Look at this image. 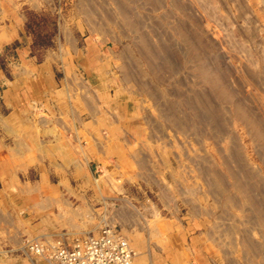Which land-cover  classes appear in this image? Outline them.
I'll return each mask as SVG.
<instances>
[{"label":"rangeland","instance_id":"1","mask_svg":"<svg viewBox=\"0 0 264 264\" xmlns=\"http://www.w3.org/2000/svg\"><path fill=\"white\" fill-rule=\"evenodd\" d=\"M49 2L41 1L37 10L27 0H0V23L24 15L16 24L23 29L31 54L39 60L48 49L65 50L67 55L59 56L60 64L55 67L59 79L66 69L68 78L76 72L84 80L87 74L96 80L93 86L67 87L68 95L76 96V106L84 104L85 96L88 100L96 97L101 99L96 110L103 111L111 106L106 99H113L130 103L132 113L141 117L132 130L123 127L125 122L116 123L114 135L100 129L71 135L73 145L89 150L102 143L108 152L106 157L97 154L103 166L92 162V169L85 167L89 183L83 178L84 167L81 172L71 167L72 186L87 185L88 197H65L70 208L56 212L66 222L82 223L81 218H86V223L76 231L66 228L55 233L52 237L57 239L51 237V242L71 245L74 239L111 225L130 239L136 258L150 246L161 254L171 241L181 246L191 243L189 230L182 237L178 223L182 218H202L212 207L214 235L221 252L232 258L216 252L212 264H264V0ZM126 21H132L134 28ZM75 48L83 52L96 49L100 57L93 64L88 61L85 72L75 61ZM68 61L74 62L71 70L63 66ZM103 66L107 71L104 81L99 80ZM125 75L131 79L129 85H122ZM109 136L122 143L117 150L106 141ZM32 138L24 134L25 161L31 159L33 149L47 147ZM45 150L44 164L27 160V165L15 169L14 178L8 174V180L0 183L6 195L1 203L7 202L9 217H17L13 211L26 217L29 205L38 203L32 197L58 188L63 170L49 165L51 152ZM141 160L148 165H141ZM193 207L198 214H191ZM71 232L80 235L72 237ZM30 244L29 252L34 254ZM136 264L160 262L137 259Z\"/></svg>","mask_w":264,"mask_h":264},{"label":"crops","instance_id":"2","mask_svg":"<svg viewBox=\"0 0 264 264\" xmlns=\"http://www.w3.org/2000/svg\"><path fill=\"white\" fill-rule=\"evenodd\" d=\"M27 1L30 2L29 4H31L32 8L37 10L41 9V5H39L41 1L45 5L51 4L49 0ZM19 19L24 20V15L19 14L16 19L9 18L5 23H0V57L5 56V61H0V183L8 180V174H12L11 178H14L15 169L27 165L29 163L27 160H38V164H44L45 148L51 152L49 165L61 167L63 173L60 175H63V177L58 182V188L51 189V193L47 192L43 195L44 193L39 192L36 199L32 197V201L36 200L38 203L35 202L31 206L29 205L30 209H26V217L20 216V213L16 211L12 212H15L16 215L18 214L16 218H13L15 217L14 215L9 217L7 202H4V205L1 203L6 195L3 189H0V264H48L41 257L31 254L28 245L43 239L51 240L55 233L66 228L76 231L82 227V224L86 223V218H81L82 223L66 222L67 220L61 218V215H57L56 211L58 210L61 213L62 208V212L66 210L65 208H70V202L66 201L65 197H88L89 190L87 185H78L77 188L72 186V177H69L72 171L71 167H76L74 170L81 172L83 167L89 166L92 169V162H97L96 165L100 164L103 166L104 164L97 154L100 153L103 157H106L108 152L107 147L105 148L102 143L97 145L96 149L89 147L88 150L86 146L81 144L77 145V147L73 145L72 140L74 137L71 135H80L87 132L91 134L97 132L98 129L101 132L107 131L114 135L115 124H120L122 121L120 120L119 110L118 113L115 110V104L112 105L113 99H106V102L111 105V109L115 108L112 110L115 113L109 109L97 111L94 103L97 102L98 105L101 99L96 97L94 98L95 100H88L86 97L83 99L85 104L81 103L76 106L73 103L74 99L68 95L69 90L67 87L71 84L73 86H93L97 85L96 80L93 78V82L88 74L84 80L76 72L72 73L71 78H68L65 72L66 69L64 71L65 76L59 79L55 73V67L57 68L56 65L60 64L59 56L67 55L66 51L64 50L63 53L60 50L51 52V49H48L42 55V59L38 60L36 56L31 54L30 43H26L23 29L21 27L18 29L16 23ZM61 36H64L65 41H67L65 30L61 31ZM95 50L83 52L78 48L74 49L73 53L78 56L75 61L79 65L80 70H87L85 66L89 63L93 64L92 60L97 62L100 53ZM73 64V61L63 62V66H67L68 70L73 68ZM87 106L93 110H88ZM124 118L128 122L126 121L127 124L124 123L123 127L126 126L130 130L136 127V123H134L132 118L126 117L125 114ZM25 120L31 121V123L26 121L28 123L26 124ZM98 125L102 128H97ZM90 127H93V129H90ZM25 133H30L34 140L37 138L39 141H43L41 143L42 146L47 145V147L37 151L33 149L31 159H26V161L22 148ZM9 138L12 139L10 144L12 147H9ZM19 139L22 141L21 143ZM44 139H48L47 143ZM87 169L85 168L86 171L83 178L85 182L89 183ZM60 171L61 169L57 168L55 172L59 173ZM51 173H53L52 170ZM32 193L35 194L36 192ZM26 195L29 196L30 194ZM100 195H102V192ZM43 198H46V200ZM50 198L51 205L48 200ZM27 199L31 201V199ZM57 199L59 200L57 201ZM30 201L26 202L27 207ZM22 202L23 205L24 200ZM56 202L60 204L56 205ZM49 206H52L51 209ZM211 208L208 209V212H204L206 214L202 218L199 216L194 221H184L182 218L181 223L177 222L181 225L182 237L187 236L185 230H189L188 236L191 243L184 245V247L177 245V241H171L167 243L165 252L161 254L154 252L150 246L143 255L139 254L138 261H159L160 264H168L170 262L174 264H184L185 262L212 264L216 260V252H221V243L214 235L215 227L213 226V221L215 220V213ZM195 209L197 208L193 207L191 214L199 213ZM200 215H202L201 212ZM61 219L64 221L61 222ZM71 233H73L70 235L72 237L80 235L77 232ZM52 239L57 238L52 237ZM171 240L173 239L171 238ZM218 248L220 249L218 250ZM224 252L223 250L221 252L223 257L226 256L228 259H232L231 255H227Z\"/></svg>","mask_w":264,"mask_h":264},{"label":"built area","instance_id":"3","mask_svg":"<svg viewBox=\"0 0 264 264\" xmlns=\"http://www.w3.org/2000/svg\"><path fill=\"white\" fill-rule=\"evenodd\" d=\"M30 250L50 264H134L135 250L116 227L105 225L98 234L63 241L38 242Z\"/></svg>","mask_w":264,"mask_h":264},{"label":"bare ground","instance_id":"4","mask_svg":"<svg viewBox=\"0 0 264 264\" xmlns=\"http://www.w3.org/2000/svg\"><path fill=\"white\" fill-rule=\"evenodd\" d=\"M134 1H135V0H134ZM134 15H135V14H134ZM125 16H127V15H125ZM125 16H124V18H125ZM129 16H130V15H129ZM132 18H134V17H132ZM132 18H131V19H132ZM135 18H136V17H135ZM135 18H134V19H135ZM129 19H130V18H129ZM125 20H126V19H125ZM133 21L135 22V20H133ZM126 22H127V21H126ZM129 22H130V21H129ZM129 22H127V23L129 24ZM131 22H132V21H131ZM131 22H130V23H131ZM131 24H132V25H130V26H133L134 23H131ZM135 26H136V25H135ZM133 28H134V26L132 27V29H133ZM134 30H135V29H134ZM98 31H99V30H98ZM98 31H97V32H98ZM99 32H101V31H99ZM102 35H103V33H102ZM96 36H97V35H96ZM68 45H69V44H68ZM104 60H105V59H104ZM104 66H105V65H104ZM104 66H103V67H99V68H100V69H99V70H100V75H101V76L103 75V77L100 76V80H103V81L105 80V78H107V77L105 76V75L107 74V71H106V69L104 68ZM127 66H128V64H127ZM123 67H124V66H123ZM124 68H125V67H124ZM95 69L97 70L98 68L95 67ZM128 69H129V68H128ZM97 71H98V70H97ZM105 72H106V73H105ZM109 73H110V72H109ZM131 73H132V72H131ZM126 75H127V74H126ZM126 75H125V77H124L123 80H122V85H129V84L131 83V79L128 78V76H126ZM73 76H74V75H73ZM75 76H76V75H75ZM110 77H111V76H110ZM132 77H133V76H132ZM76 78H77V77H76ZM76 78H75V79H76ZM108 79H109V80H112V78H108ZM76 80H77V79H76ZM117 80H118V79H117ZM119 80H120V78H119ZM119 80H118V81H119ZM120 82H121V81H120ZM71 83H72V82H71ZM77 83H78V82H77ZM118 83H119V82H118ZM134 83H135V82H134ZM145 83H146V82H145ZM141 84L144 85L143 81L141 82ZM71 85H72V84H71ZM77 85H79V84H77ZM146 85H147V84H146ZM82 86H83V85H82ZM82 86L79 85V87H82ZM147 86H148V85H147ZM83 87H84V86H83ZM83 87H82V88H83ZM77 88H78V87H77ZM82 88H81V89H82ZM131 88H132V87H131ZM133 88H134V87H133ZM141 88H142V87H141ZM146 88H147V87H146ZM134 89H135V88H134ZM149 89H150V88H148V90H149ZM81 91H83V90H81ZM81 91L79 90V92H81ZM84 91H85V90H84ZM86 91H87V90H86ZM89 91H90V90H89ZM132 92H133V91H132ZM150 92H151V91H150ZM72 93H73V92H72ZM152 93H154V92H151V94H152ZM81 94H82V93H81ZM83 94H84V93H83ZM87 94H89V93H87ZM134 94H135V92H134ZM94 95H95V94H94ZM148 95H149V94H148ZM70 96H71V95H70ZM82 96H83V95H82ZM84 96H85V95H84ZM84 96H83V97H84ZM88 96H89V95H88ZM118 96H119V95H118ZM152 96H153V99H154V95H152ZM85 98H86V96H85ZM155 98H156V97H155ZM74 99H75V98H74ZM83 99H84V98H83ZM86 99H89V98L87 97ZM90 99H91V98H90ZM153 99H152V100H153ZM91 100H92V99H91ZM79 101H80V100H79ZM153 101H154V100H153ZM110 102H111V101H110ZM112 102H114V104H115L114 107H115L116 109L119 110V112H120V117H121L120 120H121L122 122H123V121H125V123L128 122V121L124 118V114L126 115V117H130V118H132V120H134V123H137V122L139 121V119L141 118V117L139 118V116L137 117V114H136L135 112L132 113V111H131L132 109H131V110L129 109V106H130L129 104H130V103H129V104H127V103L124 104V103L117 102V100H113ZM84 104H85V103H84ZM87 104H88V103H87ZM96 104H97V103H95V105H96ZM98 105H99V104H98ZM108 105H109V104H108ZM108 105H107V106H108ZM135 106H136V105H135ZM87 107H88V106H87ZM170 107H171V106H170ZM133 108H134V107H133ZM136 108H137V107H136ZM168 108H169V107H168ZM84 109H85V108H84ZM148 109H149V108H148ZM170 109H171V108H170ZM88 110H93V109L90 108V107H88ZM97 110H98V108H97ZM109 110H111V107H110ZM159 110H160V109H159ZM163 111H164V110H163ZM119 112H118V113H119ZM160 112H161V111H160ZM164 112H166V111H164ZM167 112L171 113L169 109L167 110ZM162 113H163V112H162ZM111 114H112V113H111ZM163 114H164V113H163ZM163 114H161V115H163ZM166 114H168V113H166ZM114 115H115V114H114ZM161 115H160V116H161ZM169 115H170V114H169ZM165 116H168V115H165ZM91 117H92V116H91ZM96 117H97V116H96ZM116 117H117V116H116ZM116 117H115V118H116ZM161 117H162V116H161ZM173 117H174V116H173ZM173 117H172V118H173ZM29 118H30V117H29ZM137 118H139V119H137ZM144 119H145V117H144ZM26 121H27V120H25V122H26ZM118 121H119V120H118ZM126 121H127V122H126ZM168 121H170V120H168ZM172 121H173V120L170 121L171 124L173 123ZM174 121H175V119H174ZM27 122H28V123H31V121H27ZM27 122H26V124H28ZM147 122H150V121H147ZM3 123H4V122H3ZM110 123H111V122H110ZM145 123H146V122H145ZM176 123H178V122H176ZM147 124H148V123H147ZM152 124H153V122H152ZM174 124H175V123H174ZM174 124H173V125H174ZM4 125H5V124H4ZM178 125H179V124H178ZM150 126H151V125H150ZM29 127H30V125H29ZM156 127H157V125H156ZM159 127H160V126H159ZM176 127H177V124H176ZM182 128H183V127H182ZM182 128H181V129H182ZM8 130H9V129H8ZM182 131H183V130H182ZM75 132H76V131H75ZM14 133H15V132H14ZM87 133H89V132H87ZM22 135H23V134H22ZM59 138H60V137H59ZM20 139H21V138H20ZM20 139H19V141H20ZM32 139H33V138H32ZM93 139H94V138H93ZM105 139H106V141L109 139L108 141H109L110 145L113 146V148H115L114 150H117V149H118L117 147H119V146L122 145V143L119 141L118 138L116 139V137H114L115 140H113V138H111V137H106ZM27 140H28V139H27ZM74 140H75V139H74ZM82 141H83V140H82ZM93 141L95 142L96 140L94 139ZM21 142H22V141H20V143H21ZM75 142H76V141H75ZM98 143H99V141H96V144H98ZM24 144H25V143H24ZM26 144H27V143H26ZM26 144H25V145H26ZM71 144H72V143H71ZM78 144H79V143H78ZM96 144H95V145H96ZM19 145L21 146V144H19ZM166 147H167V146H166ZM2 148H3V147H2ZM99 148H100V147H99ZM158 148H159V147H158ZM5 149H6V148H5ZM100 149H101V148H100ZM9 150H10V149H9ZM19 150H20V149H19ZM19 150H18V151H19ZM27 150H28V149H27ZM11 151H12V150H11ZM13 151H14V150H13ZM16 151H17V150H16ZM16 151H15V152H16ZM104 153H105V151H104ZM14 154H16V153H14ZM83 155H84V154H83ZM16 156H18V155L16 154ZM130 157H131V158H132V157L134 158V155L132 154ZM137 157H138V156H137ZM135 158H136V157H135ZM141 158H142V157H141ZM80 159H81V158H80ZM129 159H130V158H129ZM144 159H145V158H144ZM139 160H140V159H139ZM191 161H192V160H191ZM140 163H141V165H143V164L145 165V162L142 161V160L140 161ZM78 165H79V164H78ZM146 165H148V163H147ZM146 165H145V166H146ZM148 167H149V166H148ZM211 178H212V177H211ZM103 179H105V178H103ZM93 182H94V181H93ZM97 182H98V181H97ZM97 182H96V183H97ZM106 183H107V181H106ZM97 185H98V184H97ZM213 195H214V194H213ZM214 199H216V198L214 197ZM228 200H229L230 202L232 201V200H230V199H228ZM215 202H217V201L215 200ZM12 207H13V206H12ZM192 209H193V208H192ZM196 211H197V210H196ZM67 221H68V220H67ZM71 222H72V221H71ZM109 222H110V221H109ZM155 226H156V225H155ZM153 227H154V226H153ZM155 229H157V228H155ZM100 230H101V229H100ZM98 233H99V232H98ZM98 233H96V234H98ZM230 233H231V232H230ZM230 233H229V235H231ZM122 234H123V233H122ZM123 235H124V234H123ZM152 235H153V234H152ZM124 236H125V235H124ZM125 237H126V236H125ZM230 238H232V237H230ZM230 238H229V239H230ZM245 238H246V236H245ZM247 238H248V237H247ZM126 239L128 240L130 246L133 248V246H132L133 244H131L130 239H128L127 237H126ZM233 239H234V238H233ZM34 240H35V239H34ZM46 240H47V239H46ZM38 242H41V241H35L34 243H38ZM45 242H51V240H47V241H45ZM251 243H252V242H251ZM251 243H250V244H251ZM31 244H33V243H31ZM31 244H30V245H31ZM233 244H234V242H233ZM246 244H247V243H246ZM234 246H235V245H234ZM133 249H134V248H133ZM249 249H250V248H249ZM251 252H252V251H251ZM253 252H254V251H253ZM138 255H139V254H138ZM138 255H137V258H139ZM252 255H253V254H252ZM252 255H251V256H252ZM39 256H40V255H39ZM254 256H255V255H254ZM258 256H259V255H258ZM260 256H262V255H260ZM137 258H135V261H134L135 264H136V262H137V261H136ZM255 258H256V257H255ZM257 258H258V257H257ZM263 258H264V257H262V259H263ZM245 259H246V258H245ZM259 259H260V258H259ZM259 259H258V260H259ZM46 260H47V259H46ZM263 261H264V260H263ZM9 263H10V262H9ZM14 263H15V262H14ZM244 263H245V262H244Z\"/></svg>","mask_w":264,"mask_h":264}]
</instances>
